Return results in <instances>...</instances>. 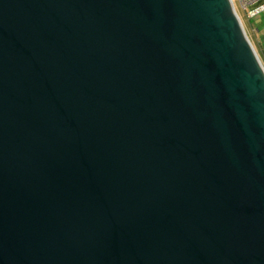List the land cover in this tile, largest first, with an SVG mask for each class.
Listing matches in <instances>:
<instances>
[{"label":"water","instance_id":"95a60500","mask_svg":"<svg viewBox=\"0 0 264 264\" xmlns=\"http://www.w3.org/2000/svg\"><path fill=\"white\" fill-rule=\"evenodd\" d=\"M0 264H264L231 0H0Z\"/></svg>","mask_w":264,"mask_h":264},{"label":"rangeland","instance_id":"374dc122","mask_svg":"<svg viewBox=\"0 0 264 264\" xmlns=\"http://www.w3.org/2000/svg\"><path fill=\"white\" fill-rule=\"evenodd\" d=\"M233 3L245 34L264 67V12L253 19H248L239 8L237 1L233 0Z\"/></svg>","mask_w":264,"mask_h":264},{"label":"built area","instance_id":"2783aa9c","mask_svg":"<svg viewBox=\"0 0 264 264\" xmlns=\"http://www.w3.org/2000/svg\"><path fill=\"white\" fill-rule=\"evenodd\" d=\"M239 8L248 19H253L264 12V0H236ZM233 7L234 3L231 0ZM235 9V8H234Z\"/></svg>","mask_w":264,"mask_h":264}]
</instances>
